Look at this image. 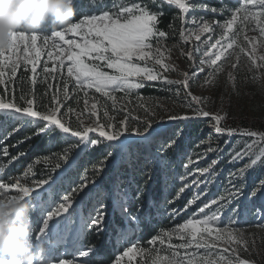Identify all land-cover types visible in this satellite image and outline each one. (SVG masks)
Wrapping results in <instances>:
<instances>
[{"label":"snow or ice","instance_id":"1","mask_svg":"<svg viewBox=\"0 0 264 264\" xmlns=\"http://www.w3.org/2000/svg\"><path fill=\"white\" fill-rule=\"evenodd\" d=\"M165 7L177 12L161 28ZM80 14L79 22L50 34L14 32L0 49V201L30 206L38 225L30 264H97L100 250L81 237L109 229L117 251L99 264H131L137 256L136 264H252L240 255L248 240L239 223L249 212L264 221V131L225 126L227 114L208 111V98L192 87L215 91L223 80L233 95L240 86L264 95V0H235L233 6L223 0L218 6L207 0H85ZM177 48L189 69L182 79L169 75ZM145 88L165 95L144 96ZM169 101L184 111L169 112ZM184 121H200L207 134L185 156L175 194L145 210L141 188L125 183L117 166L143 173L146 186L160 175L166 179ZM45 139V153L3 182L33 141ZM222 177L223 192L213 194ZM106 182L113 186L109 193L101 189ZM85 203L91 205L86 214ZM182 215L186 219L175 223ZM163 220L172 226H157Z\"/></svg>","mask_w":264,"mask_h":264},{"label":"rangeland","instance_id":"2","mask_svg":"<svg viewBox=\"0 0 264 264\" xmlns=\"http://www.w3.org/2000/svg\"><path fill=\"white\" fill-rule=\"evenodd\" d=\"M209 1L211 0H207L208 3ZM214 2H217L215 4L219 5L221 0H214ZM223 2L227 4L228 6H233L235 4V0H223ZM96 14H99V13H96ZM246 35H248L249 37L258 36V33L255 31H246ZM69 38H72V34L66 35V39H69ZM75 38L77 40L80 39L79 37H75ZM167 43L171 45L173 43V39H169ZM38 44H39V41H38ZM45 60H47L46 55L41 57V65L37 66L38 73L42 72V66ZM170 62L175 67V71L169 74L170 78L182 79V73L184 71H188L189 69H188V64H187L186 59L180 55L178 48L173 50L171 54ZM66 63H70V62L66 61ZM48 64H49V67H51L52 61H48ZM30 67L31 65H29V68ZM23 72H24L23 63H21V67L17 71V77H20L23 74ZM64 74L66 75V69L64 71ZM27 75L31 76L32 74L29 71ZM51 82L54 84L56 83V81L54 80ZM37 87L39 91H43L42 85H38ZM70 88H71V85H70ZM192 91L194 94L208 98V103L205 105L208 111L212 113L219 112L222 115H224L225 113L227 114V118L223 122L225 126L242 127V128H248L250 130L264 131V95H261L258 92H256V90L253 87L240 86L238 89L239 95H233L231 94L230 87H228L227 90H224V85H223V80H222L221 88L215 91L205 90L199 85H193ZM222 91H224L223 96H221ZM164 95L165 94L162 92H157L155 96H164ZM164 104H165V108L169 112L181 113L184 111V109L179 106L173 107V104L170 101L164 102ZM158 111L161 116L166 115L164 111H160V110ZM117 119H119V117H117ZM85 123H89V121L85 120ZM172 123H178V122H172ZM179 123L181 124V127H185L186 130H190L193 124L195 123L198 124L197 128L199 132L197 134L198 137H196L195 139L196 144L200 139H203L204 136H206L207 134L208 130L206 128L204 129L203 132L200 131L202 127V124L200 121H184V122H179ZM186 136L190 138L189 135L186 134ZM194 151H197L196 146L192 152ZM183 158H185V156ZM201 163L203 164V162ZM176 167L177 166L175 165V167L173 168V171L176 170ZM181 168L182 170L180 172L177 171V173H175L172 176V178L176 179L177 186H179L178 175L180 173H183L184 171L183 167ZM226 175H227V171H225V176ZM258 175L259 173L257 172L249 176L248 183L251 184L252 182H254L257 179ZM225 183L226 181L222 177L218 185L212 189L213 194H218V193L223 192ZM102 191L105 193H108L104 191V189H102ZM11 194H15L14 191L5 193V195H11ZM190 195L191 194L189 193V196ZM84 208L86 210L85 212H84ZM90 209H91V205L88 203H85L82 206V211L84 214H86ZM184 219H186V216L182 215L178 217L176 221L184 220ZM261 224H264V221H261L259 217L255 216L254 213H251V212L246 213V214L242 213V218L240 220L239 227L242 228L245 232L246 239L248 240V245H247L248 251L242 250L240 252V255L242 258L252 261V264H264V227H261L260 226ZM35 228H38V225H36ZM35 235L36 233L33 234V243L36 242ZM174 242H175V239H174ZM112 250L113 251L111 255L117 251V245ZM62 251L63 249H61V252ZM101 259L102 258L100 256L97 257V264H99L98 261H100ZM106 259L107 258H105L104 260ZM125 259L127 261V258ZM139 260H141V257L137 256L136 259L131 262V264H136V262Z\"/></svg>","mask_w":264,"mask_h":264},{"label":"clouds","instance_id":"3","mask_svg":"<svg viewBox=\"0 0 264 264\" xmlns=\"http://www.w3.org/2000/svg\"><path fill=\"white\" fill-rule=\"evenodd\" d=\"M74 16V0H0V49L9 46L14 32L67 26ZM34 231L28 203L0 201V264H30Z\"/></svg>","mask_w":264,"mask_h":264},{"label":"trees","instance_id":"4","mask_svg":"<svg viewBox=\"0 0 264 264\" xmlns=\"http://www.w3.org/2000/svg\"><path fill=\"white\" fill-rule=\"evenodd\" d=\"M84 2L85 0H74L75 16L72 22H79V20L83 18V16L80 14V8ZM105 3L110 4L111 0H105ZM209 3L218 6V4H215L217 2H214V0L209 1ZM165 12H166V15L163 18V23L160 24L161 28L166 27L171 17L176 14L177 10L174 8L170 9L168 7H165ZM96 13H99V10H97L96 12L92 14H96ZM176 23H177V27H179V21H177ZM53 27L54 26H51L50 24L45 25L39 32L44 33V34H50V31L53 29ZM57 30H59L58 27H57ZM140 91H141V94L144 96H148V95L155 96L157 93L155 89H149V88L141 89ZM197 125L198 124L195 123L192 125V128L190 130H186L187 132L185 131L184 138L180 142L178 151L175 154L170 156V159L172 160L173 163H172V166L169 170V173L166 179L163 175H160L155 179L153 183H151L150 186H146L145 177L143 173L139 171H136L135 173H133L131 169H128V171L126 172L124 168H120L119 165L117 166V171L120 175V178L124 180L125 183L131 180L133 189H135V187L137 186L141 188L142 193H143L141 196V200L146 201L145 210H147L151 205L163 201L165 198L170 199L175 194L178 186H177L176 179L172 178V176L175 173H177V171L180 172L182 170L181 163L184 161L183 157L191 153L195 149V146H196L195 139L196 137H198L197 134L199 132ZM186 134L189 135L190 138L187 137ZM47 147L48 145H47L46 139L43 141L41 140L33 141L32 147L30 149L27 143L23 145V149H29V155L26 158H21V160L18 162H14V164L6 171V173L3 174L4 176L3 182H7L8 179H11L14 176L22 175V172L25 169V166L34 157L42 156L47 150ZM10 152L12 154H15L16 150L10 149ZM6 160L7 158H4L5 162ZM175 165L177 167H176V170L173 171V168L175 167ZM35 171H36L37 178H38L40 175V166H36ZM112 188L113 186L111 182H106L101 186V189H104V191L108 193L112 191ZM85 211L86 210L84 208V212ZM154 211L155 210L153 209V212ZM110 216H111V222L113 225L119 222L118 218L115 215H112L111 212H110ZM182 221L183 220H179V221H176L175 223H179ZM160 225H162L165 228L172 226L171 223L167 220L159 221L157 226H160ZM155 231L156 229L154 228L153 234L155 233ZM138 235L141 236V242L144 243L147 237H144L142 233ZM81 240L84 242L85 245H88V244L96 245L97 248L101 252L100 257L102 259H105L108 256H110L113 251L112 249L117 245L116 237L112 233L111 229H109V231L104 236H97L95 233L85 232L82 235Z\"/></svg>","mask_w":264,"mask_h":264}]
</instances>
